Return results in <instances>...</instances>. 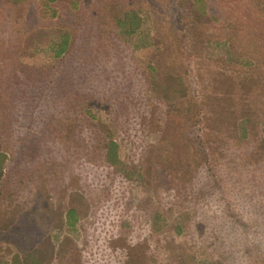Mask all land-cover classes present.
Segmentation results:
<instances>
[{"label":"rangeland","instance_id":"rangeland-1","mask_svg":"<svg viewBox=\"0 0 264 264\" xmlns=\"http://www.w3.org/2000/svg\"><path fill=\"white\" fill-rule=\"evenodd\" d=\"M76 2L0 0V264H264V170L218 109L264 44L260 1H197V27L183 0ZM7 166L27 178L13 196Z\"/></svg>","mask_w":264,"mask_h":264},{"label":"trees","instance_id":"trees-1","mask_svg":"<svg viewBox=\"0 0 264 264\" xmlns=\"http://www.w3.org/2000/svg\"><path fill=\"white\" fill-rule=\"evenodd\" d=\"M62 0H45L46 4L48 2L51 3H58ZM64 1V0H63ZM197 1L201 0H183L187 4V13L191 17V21H194V24L196 23L198 26L199 24H205V20H201V17L198 16L197 12L194 11V5L193 3H196ZM260 2L257 3L258 11L260 12L261 16H264V0H259ZM176 3H178L176 1ZM259 3L262 4L259 5ZM65 5L67 8L75 7L77 5L76 0H65ZM186 11H184V15L186 14ZM132 9H126L124 10L122 17L118 18L116 20V26L119 28L120 31H122L125 35H129L133 32H135L136 28L139 26V21L135 20V17L132 16ZM186 16V15H185ZM189 17V16H188ZM190 21V20H189ZM201 22V23H200ZM264 20L261 19V23H263ZM195 24V25H196ZM196 25V27H197ZM256 32L258 33V29L256 28ZM261 36V35H260ZM264 36V35H263ZM263 39V37H261ZM253 39L251 42L248 40L247 45L251 49V51H240L238 52V57L242 60H245L244 58H247L248 68L245 71H241L240 74L242 75H236V78H230L229 82L224 85V88H226L222 93V97H220V104L218 105V109L220 111H223L219 114V118L221 120H228L229 124L232 128V131H234V143L233 146L235 149H237L239 152L243 154V156L253 161V164L258 171L264 170V66H262L259 62L261 59L264 58V52H262L261 49L257 48L256 46L254 48H257V51L254 53H257V58L252 57L253 55V44H258L260 47H264L261 44L260 37L257 38H251ZM74 40V36L72 37V34L66 33L63 34L62 39L56 44L55 46V52L54 56L56 58L60 57L63 53L66 52L71 46V42ZM264 41V39H263ZM254 44V45H255ZM246 53V54H245ZM66 54V53H65ZM250 54V55H248ZM264 64V61H261ZM241 65V64H239ZM147 82H151L149 77L147 79ZM153 86V85H152ZM261 86V88H260ZM243 91L244 93L249 92L250 94V101L245 100L242 95H239V92ZM260 92V93H259ZM262 94V100L260 101L259 96ZM218 117H216L214 114H210L205 118V124L206 127H208L210 130H215L218 125ZM242 126V132L236 133L235 131ZM212 132V131H210ZM117 144L112 141L108 140L105 143V151H104V161L107 164H113L115 165L118 162L117 159ZM234 154V153H233ZM6 159V154L3 153V151L0 150V182L3 178V170H4V162ZM262 164V165H261ZM262 166V168L260 167ZM8 167V169H7ZM5 167L7 169L6 177L10 181V196H13L16 194L17 190L25 186L27 181H25L27 178L24 177L21 174V177H18L17 173H15L16 169H14L12 166ZM5 169V171H6ZM255 174V173H254ZM228 175V174H224ZM250 180V178H248ZM254 180H258L254 178ZM208 183H204L201 185L199 194L204 197L207 195V189ZM215 186V185H211ZM204 189V190H203ZM206 194V195H205ZM218 211V209H217ZM224 213L223 209H221L220 216ZM218 214V213H217ZM224 215V214H223ZM64 225H67L68 227H72L77 223L78 217H77V211L74 207L67 208L64 213ZM226 216H223L220 219L219 227L224 228L227 225Z\"/></svg>","mask_w":264,"mask_h":264}]
</instances>
